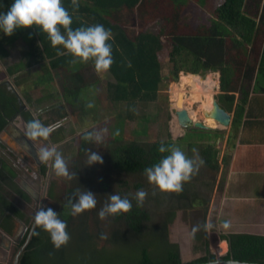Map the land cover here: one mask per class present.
Here are the masks:
<instances>
[{
  "label": "trees",
  "instance_id": "trees-1",
  "mask_svg": "<svg viewBox=\"0 0 264 264\" xmlns=\"http://www.w3.org/2000/svg\"><path fill=\"white\" fill-rule=\"evenodd\" d=\"M196 1L200 5L207 2V0ZM11 2L12 0H0V12H6ZM187 2L188 0H78L79 7L74 10L72 0H62L63 6L72 16L73 29L102 24L112 33L113 40L110 43L113 46V64L108 71L113 81L105 84V96L111 105L124 104L121 119L127 121L137 118L138 104L156 100L166 80L176 81L180 72L192 74L216 72L217 76L211 73L199 82H196L193 75L183 73L181 81L189 82L194 87L193 90L205 86L206 90L215 92L212 86L214 84L218 86L219 80L221 91L219 103L228 112L233 109L236 102L235 94H238L233 123L242 117L244 104L252 89L264 93V0H222L214 8V16L210 24L196 27L180 23L181 14ZM127 12H136L142 21L149 19L158 25L155 29L153 27L150 29V26L146 25L132 35L124 20ZM19 40L24 44L21 49V59L13 66L6 68L9 76L27 71L38 64L47 73L48 78L52 79L57 75L59 89L62 91V93L58 91L48 93L46 98L44 96L38 101L43 102L61 94V98L68 97V103L72 106L77 101L83 100L84 88L94 84L96 78L93 75L86 78L80 70H84L87 63L94 64L93 61L81 62L68 54L59 55L57 49L51 46L47 34L35 28L20 29L11 36L0 33V60L8 56L6 46ZM164 57H167L169 62L167 75L162 74ZM65 70L71 72L70 77L65 78L62 75ZM53 73L55 75H52ZM24 79V76H15V85H22ZM51 79L46 83H39L49 84ZM51 111H56L55 118H51ZM51 111L49 109L44 113L40 112L35 118L29 110L25 109L11 82L8 80L0 82V135L6 132L9 122L19 114L26 122L39 119L45 126L56 117L62 116L57 110ZM145 119L148 120V117ZM62 128H58L59 133L55 135V140H60ZM94 130L88 129L79 135L77 140L79 155L85 154L92 145L95 140ZM193 130L194 128L189 129L190 132H194ZM189 131L186 133H190ZM199 132L221 135L218 130L211 129H203ZM89 133L92 134V140L86 141L84 137ZM113 140H118L115 132ZM161 144L173 147V141L170 138L164 141L154 140L145 143L130 141L108 146L106 155H102V158L106 156L105 160L103 159L104 166L102 165L103 175L107 174L105 169L108 170L109 166L111 170H118L124 174H144L146 167L152 166L168 154L167 152L161 154L158 151ZM0 145H2L1 142ZM201 154L205 165L218 170L215 143L204 142ZM75 162L81 164L82 168L73 164L72 172L78 174L83 171L81 176L85 175V185L88 181L91 183L96 176L99 178L101 188L109 187V184L100 177L101 174L96 175V172L100 171L98 168L83 165V162L79 163L80 159ZM42 169L44 171L45 166ZM13 176L12 167L0 153V212L3 211V207L19 212L2 192L4 184L8 182L7 185H12ZM75 178L77 177L72 175L73 181L77 184ZM190 182L191 180L183 184L181 192H167L168 195L176 196L178 200L188 199L191 205L196 204L195 201L198 200L196 194L193 193L191 198L188 194ZM124 184H126L124 181L121 182V185ZM78 185L66 188L67 207L69 198L74 192L80 190ZM135 187H142V184L136 183ZM52 190L49 194L54 199L56 192ZM127 197L132 200V209L113 217L117 226L113 228L109 238L106 237L103 241L101 240L104 233L102 229H97L95 234L88 231V212H83L74 220L68 209L62 212L55 211L67 224L66 230L70 235V244L67 243L56 249L49 234L35 227L20 264H77L76 258L72 259V256L67 255L66 248L79 240V244L74 245L73 248L80 253L86 252L88 261L84 264H184L178 245L167 238L168 224L174 216V211H166V217L157 226L149 225V213L141 205H137L132 196ZM157 200L161 202L160 199L157 198ZM205 214L206 210L203 212L201 228L194 237L203 245L205 253L191 262H205L216 258L208 249L204 229ZM77 234L81 237L80 239ZM72 236L75 237L73 240ZM26 237L27 232L23 240ZM145 237H147L146 241ZM81 239L84 243H81ZM221 239L226 240L227 243L220 241V251L226 250L227 245L228 250L220 258L264 263V234L229 232L222 233ZM118 241L132 242V248L126 251L120 250ZM108 244L109 247H107ZM113 251L115 253L112 256L110 253ZM65 254L66 257H64Z\"/></svg>",
  "mask_w": 264,
  "mask_h": 264
},
{
  "label": "rangeland",
  "instance_id": "rangeland-1",
  "mask_svg": "<svg viewBox=\"0 0 264 264\" xmlns=\"http://www.w3.org/2000/svg\"><path fill=\"white\" fill-rule=\"evenodd\" d=\"M221 2L222 0H207L206 3L200 5L196 0H188L185 5V9L181 14L180 23L188 24L192 27L210 24V21L214 16L213 10ZM124 16V20L126 21L125 24L132 35H135L137 31L145 28L146 25L150 26V29H155L158 25V23L154 24L149 19H144L142 21L136 12H127ZM22 43L23 42L19 40L16 43L6 46V49L8 50V56L5 59L0 60V82L8 80L11 82V85L15 88V90L20 94V97H25V95L29 96L28 99L22 98V103L25 109L32 113V116H38L41 109H45L51 105H55L56 110L62 115L61 117L57 118V120H64L62 122L63 128L60 129L61 140H59L57 143H52L51 145L56 146L57 150L63 155L68 165L69 177L71 178L55 175L51 167V162L47 163L49 169L48 173H52L55 177V183L53 181V188L55 187L56 197L54 200L56 201V204L52 207V209L56 212H62V210L65 211V209H68L69 213L71 214L70 207H67L65 202L67 195L66 188H71L79 184L78 186L80 187V191L89 190L93 192L96 195V207L94 209L85 211L88 212L89 218L88 231L91 234H95L97 229H102L104 233L101 240L103 241L106 239V237L109 238L111 231L117 226V222H114V216H108L104 219H100L98 216L99 210L106 202H108L109 195L119 194L122 197L128 195L134 197L138 190L144 189L148 193V196L145 198L141 206L150 215V221H148L149 225L157 226L166 217V211H174V216L171 222L168 224L167 238L170 242L176 243L178 245L181 259L184 262H191L205 253L203 245L200 243V241L194 238L195 234L193 235L194 227L197 228L196 232H199L201 228L200 223L204 219L203 212L205 210L206 214L204 229L207 235L208 249L215 255L216 258H220L221 256L225 255L228 250V245L226 250H222V252L220 251V241H223L221 239V234L227 233L229 230L228 228H223L221 225V219L218 218L217 213V202L216 199H214L215 182L218 179L220 168L219 170H214L212 167H209L203 163V165L198 168V171L194 172L190 179L191 185L189 186L188 194L191 198V195L195 193L198 200L197 202L195 201L196 204L191 205L190 200L188 199L178 200L176 196H171L168 195L167 192L158 190L154 185L149 184L144 174H124L118 170H111L109 166L108 170L105 169L107 174L103 175L104 167H102V165L104 166V164L88 165L87 162L88 154L91 152H96L101 156H104V154L106 155V149L108 146L112 147L116 144H122L130 141H137L141 143L151 142L154 140L164 141L168 138L173 141V147L180 148L188 158L197 161L199 159L203 160L201 148L204 142L200 140H205V138H214V140H218L215 148L217 150L216 158L220 162L222 159V144L225 134V131L223 133V130L227 127L224 128L223 126H216L218 127L217 129H219L221 135L199 132L203 130L199 128H194V132H190L189 129L183 128L181 125H179L176 117V111L178 109L185 108L188 110L190 116L193 117V119L201 121L207 120V118L205 119L203 116L202 109L211 107L212 103L207 105L210 100V96L207 93L210 91L205 90L204 88L198 89L200 91H204L205 94L204 102L206 104L203 103V108L202 101L200 102L194 100L195 91L198 90H193L194 87L189 82L183 83L181 81V74L184 72H180L176 81L166 80L165 85L163 88L161 87L160 94L156 100L138 104L136 110L137 118L125 121L124 119H121L124 104H117L115 106L111 105L108 103V100L105 96V84L107 82L113 81V77L111 76L110 72H97L94 68V64L87 63V67L84 68V70H80V73H82L86 78H89L90 75H93L96 78V82L84 88L85 93L83 100L77 101L76 104L72 106L68 103V97L63 95L64 98H61V94L53 96L49 100H44V102L41 103L38 100L44 96L46 98L48 93L54 91L62 93V91L59 89L57 75L53 73L52 75L55 76H53L52 79L48 78L47 73H45V71L40 68L41 65L38 64L29 68L28 70L26 69L28 72L22 71L10 76L6 72V68L8 66H13L15 63L20 61L21 49L24 45ZM162 66V74L167 75L169 71V62L167 57L162 59ZM209 73L210 72L207 71V74ZM184 74L193 75L196 78V82H199V80H202L201 74L204 73H199V75L192 73ZM62 75L65 78H68L71 76V72H69V70H65ZM15 76H24L25 79L22 87L15 85ZM50 79L51 81L49 84H40L46 83ZM219 93L220 92L218 91L215 93L214 97L216 99H219ZM79 96L81 97V92L79 93ZM90 103L93 105L91 108L87 107V105ZM191 111H193L195 114L192 115ZM145 117H148V120L145 119ZM92 128L95 129L94 139L97 135L101 136L102 139L100 142H97L95 139L92 145L89 146L87 152L83 155H79L77 153L78 137L82 132ZM187 131L190 133L187 134ZM114 132L118 135L117 141L113 140ZM0 137L7 144H9L11 141L10 137L6 135L1 134ZM190 137L194 139H191ZM189 142H191V144ZM105 158L106 156L103 157L104 160ZM79 159V163L83 162V165L87 164L91 168H98L100 171H98V173L96 172V175L99 176L101 174L102 176L100 177H102L103 180L109 184V187L106 189L101 188L99 184V178L96 176L93 177L91 183L88 181V183L85 185V175L84 177L81 176L83 171H80V173L76 174L75 177L77 178L75 179L78 183L75 184L72 179L73 172L71 165L75 164L78 165L79 168H82L81 164H77V162H75ZM222 179L223 178L221 177L218 189L221 188ZM123 181L126 184L121 185V182ZM136 183H141L142 187L136 188ZM8 191V198L13 200L15 195L11 193V190ZM43 193L44 189L39 192L40 201L44 199L45 195ZM157 198L160 199L161 202H159ZM24 210L25 215H27L29 213L28 209L24 208ZM71 216L74 220L79 217V215ZM77 237L78 239L81 238L78 236V234ZM73 238L75 237L72 236L71 239L73 240ZM146 238L147 237H145V241ZM70 242L71 240L68 241L69 244ZM78 242H80V240L74 241V244L69 245L66 248V253L68 256H72V259L76 258L77 264H84L88 261L86 258V252L84 251L80 253L75 251L73 248L74 245L79 244ZM81 243H84L82 239ZM100 243L103 242L100 241ZM118 243V245L121 246L120 250L126 251L127 249L132 248V242L118 241ZM109 246L110 245L108 244L107 247ZM114 253L115 252L113 251L110 253V255L113 256ZM67 255L65 254L64 257ZM57 256L59 255L57 254Z\"/></svg>",
  "mask_w": 264,
  "mask_h": 264
},
{
  "label": "clouds",
  "instance_id": "clouds-1",
  "mask_svg": "<svg viewBox=\"0 0 264 264\" xmlns=\"http://www.w3.org/2000/svg\"><path fill=\"white\" fill-rule=\"evenodd\" d=\"M72 5L74 10L78 9V0H72ZM72 22V16L63 6L62 0H12L8 10L0 12V33L11 36L20 29H38L39 32L47 34L51 46L57 49L59 55L68 54L81 62L91 60L97 72L108 71L113 64V46L110 43L113 40L111 31L102 24L73 29L71 27ZM209 72L217 76L216 72ZM217 91L221 93L219 80ZM217 101L219 102V99ZM87 107L91 108L93 105L90 103ZM202 121L205 122V120ZM58 126H45L39 119H33L27 122L24 134L32 141L47 140ZM217 128L212 126L211 130L219 131ZM84 139L91 141L92 134L89 133ZM95 139L100 142L102 138L97 135ZM158 151L161 154L166 152L168 154L152 166L146 167L144 175L149 184L154 185L162 192H181L183 184L190 181L194 172L198 171V168L204 163L202 159L197 161L188 158L178 147H166L161 144ZM36 157L41 163L47 164L51 162L55 175L69 177L67 162L56 146L46 145L38 149ZM87 162L88 165L103 164V158L98 153L91 152L88 154ZM72 175L76 176V173ZM147 196L148 193L144 189H140L132 199L136 201L137 205H141ZM96 204V195L89 190H77L68 200V206L73 216H78L85 211L94 209ZM132 207V200L127 196L122 197L119 194H111L108 202L99 210L98 216L100 219H104L108 216L127 213ZM34 224L37 228L49 234L51 242L56 249L66 245L70 239V235L66 230V222L52 208L41 206L35 212ZM223 227L228 228L229 222L224 221ZM196 230L197 228L194 227L193 235Z\"/></svg>",
  "mask_w": 264,
  "mask_h": 264
},
{
  "label": "crops",
  "instance_id": "crops-1",
  "mask_svg": "<svg viewBox=\"0 0 264 264\" xmlns=\"http://www.w3.org/2000/svg\"><path fill=\"white\" fill-rule=\"evenodd\" d=\"M201 88L206 90L205 86ZM214 93L212 91L207 93L210 96L207 105L212 103ZM235 95L236 102L229 112L230 125L223 130V133L225 131L223 152L221 161H218L220 170L218 168L219 176L215 182L214 199L217 202L221 225L228 221L229 232L264 234V93L252 89L244 104L242 117L233 123L238 94ZM27 97L26 95V99ZM201 101L203 106L205 98ZM205 122L212 126L219 125L212 118ZM200 141L207 143L212 141L215 146L218 142L214 138ZM7 146L0 147V153L5 157ZM221 177L222 184L218 189Z\"/></svg>",
  "mask_w": 264,
  "mask_h": 264
},
{
  "label": "flooded vegetation",
  "instance_id": "flooded-vegetation-1",
  "mask_svg": "<svg viewBox=\"0 0 264 264\" xmlns=\"http://www.w3.org/2000/svg\"><path fill=\"white\" fill-rule=\"evenodd\" d=\"M18 95L20 96L19 93ZM22 98L25 97H20L21 100ZM49 109L50 111L52 109L56 110V107L51 105L41 109L40 112L44 113L46 110L49 111ZM50 116L55 118L56 111H51ZM63 121L57 120L56 117L54 121L47 125H59L47 140L32 141L25 136L24 130L26 127L18 115L9 122L6 129L8 134H2L10 137L9 145L7 146V143L0 137L1 146H7L8 149L6 157L3 156L4 154L2 156L14 171V176L11 180L12 185H7L8 182L4 184V191L2 192L19 211H11L3 207V211L0 212V264H20L26 245L36 227L34 224L35 212L41 206L52 208L56 204V201L49 194L51 189L55 191V187L53 188L55 177L52 173H48V165L41 163L37 159L36 152L46 145L59 141L55 140V135H58L59 131L57 130L59 127L62 128ZM44 166L45 170L43 171L42 167ZM42 188L45 196L40 201L39 192L43 190ZM8 190H11V193L15 195L13 200L8 198ZM24 208L28 209L29 213L27 215H25ZM26 232L27 237L23 240Z\"/></svg>",
  "mask_w": 264,
  "mask_h": 264
},
{
  "label": "water",
  "instance_id": "water-1",
  "mask_svg": "<svg viewBox=\"0 0 264 264\" xmlns=\"http://www.w3.org/2000/svg\"><path fill=\"white\" fill-rule=\"evenodd\" d=\"M207 73L201 74V77L204 79L207 77ZM218 90V86H217ZM203 116L205 118L214 119L221 126H229L231 121V115L219 104L217 99L213 96L212 104L209 109H202ZM23 125L26 127L27 122L19 114ZM177 122L179 125L185 128H199V129H211L212 126L206 124L204 121L195 120L190 115L187 109L182 108L176 111ZM25 132V130H24ZM182 260V259H181ZM184 264H264L259 262H249V261H239L235 259H222L215 258L214 260H208L205 262H184Z\"/></svg>",
  "mask_w": 264,
  "mask_h": 264
},
{
  "label": "bare ground",
  "instance_id": "bare-ground-1",
  "mask_svg": "<svg viewBox=\"0 0 264 264\" xmlns=\"http://www.w3.org/2000/svg\"><path fill=\"white\" fill-rule=\"evenodd\" d=\"M212 89H214L215 91H217V86L214 84L213 86H212ZM191 95H192V93H191ZM203 98H205V94H204V91H200V90H198V91H195V97H194V100L196 101H200V100H202ZM180 105V104H179ZM207 109H209L208 107H207ZM191 114L192 115H194V113L193 112H191ZM8 260V259H7Z\"/></svg>",
  "mask_w": 264,
  "mask_h": 264
}]
</instances>
